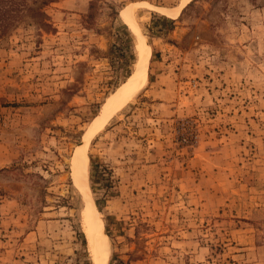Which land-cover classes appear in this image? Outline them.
I'll list each match as a JSON object with an SVG mask.
<instances>
[{"label": "rangeland", "instance_id": "1", "mask_svg": "<svg viewBox=\"0 0 264 264\" xmlns=\"http://www.w3.org/2000/svg\"><path fill=\"white\" fill-rule=\"evenodd\" d=\"M137 4L147 84L87 147L107 264H264V0H56L48 28L16 18L0 38V264H96L73 159L136 73L121 13Z\"/></svg>", "mask_w": 264, "mask_h": 264}, {"label": "bare ground", "instance_id": "2", "mask_svg": "<svg viewBox=\"0 0 264 264\" xmlns=\"http://www.w3.org/2000/svg\"><path fill=\"white\" fill-rule=\"evenodd\" d=\"M145 6L144 4H137L130 6L121 13V18L129 26L131 31L137 37V50L139 53V62L136 73L112 97L104 108L101 116L90 126V129L84 136V143L78 147L73 159V181L80 191L85 194L88 201V208L86 210L85 228L87 232V239L91 247V252L96 264H107L109 259V241L104 231L101 219L96 212L92 197L89 192L88 184V166L89 157L87 154V147L91 139L101 131L107 122L127 106L139 92L147 84V70L149 67V49L147 47L145 38L138 31L134 19V13L137 8ZM177 12L175 15H177Z\"/></svg>", "mask_w": 264, "mask_h": 264}, {"label": "trees", "instance_id": "3", "mask_svg": "<svg viewBox=\"0 0 264 264\" xmlns=\"http://www.w3.org/2000/svg\"><path fill=\"white\" fill-rule=\"evenodd\" d=\"M55 1L56 0H33L31 1L32 5L38 3V6L33 8L32 5L30 6L28 4L27 0H0V38L15 27V19L20 18L24 13H29L31 18H40L39 21H37L38 24L43 28H48V25L43 22L46 16L41 10L45 5ZM119 28L130 36L125 25L120 24Z\"/></svg>", "mask_w": 264, "mask_h": 264}]
</instances>
